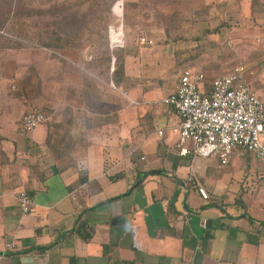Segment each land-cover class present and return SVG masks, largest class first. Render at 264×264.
<instances>
[{"label":"crops","instance_id":"obj_1","mask_svg":"<svg viewBox=\"0 0 264 264\" xmlns=\"http://www.w3.org/2000/svg\"><path fill=\"white\" fill-rule=\"evenodd\" d=\"M126 41L112 103L39 108L49 122L31 135L0 104V264H264V162L180 156L163 99L190 67H175L174 44ZM247 80L264 101V69Z\"/></svg>","mask_w":264,"mask_h":264},{"label":"rangeland","instance_id":"obj_2","mask_svg":"<svg viewBox=\"0 0 264 264\" xmlns=\"http://www.w3.org/2000/svg\"><path fill=\"white\" fill-rule=\"evenodd\" d=\"M59 29L70 41L55 58L39 47ZM113 30L123 37L115 48ZM150 31L161 35L151 39ZM212 31L217 34L206 35ZM129 34L136 48L174 44L175 67L202 71L208 82L238 64L264 69V0H0V35L24 44L0 45V104L7 117L19 121L34 108L55 104L112 103L119 93L113 59L125 56ZM142 37L153 44L142 45Z\"/></svg>","mask_w":264,"mask_h":264},{"label":"built area","instance_id":"obj_3","mask_svg":"<svg viewBox=\"0 0 264 264\" xmlns=\"http://www.w3.org/2000/svg\"><path fill=\"white\" fill-rule=\"evenodd\" d=\"M141 43L153 44L146 37ZM248 75H252L251 68L238 65L211 81L209 89L202 71H183L176 90L163 99L181 121L175 130L180 156L217 158L226 166L235 149L241 148L264 162V101L248 82ZM48 121L45 112L34 108L23 116L21 130L31 135ZM198 192L204 200L211 199L203 186H198ZM17 209L22 217L33 210L32 198L25 190L17 194ZM7 248L15 245L9 242Z\"/></svg>","mask_w":264,"mask_h":264},{"label":"trees","instance_id":"obj_4","mask_svg":"<svg viewBox=\"0 0 264 264\" xmlns=\"http://www.w3.org/2000/svg\"><path fill=\"white\" fill-rule=\"evenodd\" d=\"M11 18L12 19H16L15 16L14 17H11ZM214 34H217V33L215 31H212V32H209L206 35H214ZM2 39H3L4 42L2 41ZM69 41L70 40L67 37L66 38H63L62 37V31L59 29V32H57L56 35L55 34L50 35L45 42H44V40H43V42H41V44H40L41 47H39V46L38 47L41 48L43 51L50 53L55 58H57L56 56L59 55L58 53H60L62 50H64L65 43H68ZM22 43L21 42H14L12 39L5 38L4 35H0V45H1V48H22L24 46V44H22ZM178 52L181 53L180 50ZM198 55H200V54H198ZM111 60H112V56H109V54H108V62H111ZM180 62L183 63V64H185L186 61L184 60V61H180ZM123 63H124V55L117 54V59L115 61V65H114L115 66V70H114V73L112 75L113 81L115 83H119L120 81H122V78H123V70H124L123 69ZM238 65H241V64H238ZM238 65H236V66H238ZM235 67H233V68H235ZM59 75H61V74H58V76H56L55 78H53L51 80V83H52V81L59 80V77H60ZM63 78L65 79V77H63ZM1 85L2 84L0 83V86ZM84 92H85V89L83 88V92H81V93L82 94H85Z\"/></svg>","mask_w":264,"mask_h":264},{"label":"bare ground","instance_id":"obj_5","mask_svg":"<svg viewBox=\"0 0 264 264\" xmlns=\"http://www.w3.org/2000/svg\"><path fill=\"white\" fill-rule=\"evenodd\" d=\"M112 47L115 48L116 46H118L119 44H121L123 42V37L122 35L115 34L114 30L112 31Z\"/></svg>","mask_w":264,"mask_h":264},{"label":"water","instance_id":"obj_6","mask_svg":"<svg viewBox=\"0 0 264 264\" xmlns=\"http://www.w3.org/2000/svg\"><path fill=\"white\" fill-rule=\"evenodd\" d=\"M116 59H117L116 57L113 59L114 64H115Z\"/></svg>","mask_w":264,"mask_h":264}]
</instances>
